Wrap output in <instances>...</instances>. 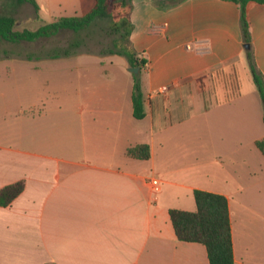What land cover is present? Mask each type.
I'll return each instance as SVG.
<instances>
[{
    "label": "crops",
    "instance_id": "1",
    "mask_svg": "<svg viewBox=\"0 0 264 264\" xmlns=\"http://www.w3.org/2000/svg\"><path fill=\"white\" fill-rule=\"evenodd\" d=\"M35 1L34 16L53 23L85 16L96 0ZM247 20L249 44L234 2L132 0L130 48L146 62L143 120L134 117L133 91L124 106L113 92H84V107L44 116L33 108L37 101L28 113L13 111L18 92L0 90V190L25 183L10 206L0 207V264H210L205 246L178 240L169 214L194 212L189 193L204 190L178 181L182 172L160 171L157 158L167 153L166 134L185 124L187 99L199 96L204 112L223 117L230 131L250 129L239 72L250 52L264 80V4L250 2ZM13 71L6 68L8 77ZM217 71L236 75L237 98L226 100L221 80L210 81ZM137 145L150 147L149 160L127 156ZM228 154L225 161L234 150ZM257 171L242 190L212 192L228 200L235 264H264V172ZM157 177L162 196L150 185Z\"/></svg>",
    "mask_w": 264,
    "mask_h": 264
},
{
    "label": "rangeland",
    "instance_id": "2",
    "mask_svg": "<svg viewBox=\"0 0 264 264\" xmlns=\"http://www.w3.org/2000/svg\"><path fill=\"white\" fill-rule=\"evenodd\" d=\"M119 1L109 0L110 7L114 8L112 18L97 20L85 31L75 33L64 30L52 38L33 43L0 42V90L19 94L17 100L12 99L13 111L21 108L27 112L29 105L36 101L38 105L33 107L34 110L42 111L44 116L51 113L52 109L77 110L85 106L83 93L93 90L113 92L120 105H125L126 100L131 98L134 76L137 74L129 71L130 66L126 67L129 69L124 67V59L127 58L117 53L116 46L122 47L126 43L115 30V24L126 20L124 16L118 18L121 10L115 6H118ZM125 6L127 8L129 4ZM34 14L35 9L31 4L18 5L16 0H0V16L13 17L17 31H35L43 23L52 22L44 14L45 21L41 22ZM71 44L69 56L47 57L62 53ZM28 56H32V59L23 60ZM10 67L14 71L8 77L6 68ZM240 69L242 102L245 111L247 107L250 109V129L238 127L230 131L225 127L223 117L204 112L199 96L184 100L187 120L178 130L166 134L169 140L167 153L157 158L160 171L182 172L183 175L179 173L182 179H177L181 183L208 192L227 193L237 192L253 184L256 180L250 178V172H264V156L254 142L264 137V104L253 81L250 64ZM209 95L211 92L207 93ZM236 118V122L241 121L239 115ZM246 142L250 143L249 151ZM233 150L232 160L225 161L230 156L229 151ZM216 157L223 158L222 165L216 163ZM157 178L162 180L161 177ZM162 194L157 193L158 196ZM183 196L185 198V194ZM184 202L186 200L177 205L185 207ZM189 202L195 212V199L190 193Z\"/></svg>",
    "mask_w": 264,
    "mask_h": 264
},
{
    "label": "trees",
    "instance_id": "3",
    "mask_svg": "<svg viewBox=\"0 0 264 264\" xmlns=\"http://www.w3.org/2000/svg\"><path fill=\"white\" fill-rule=\"evenodd\" d=\"M234 2L240 6L241 10V26L246 44L250 42L249 24L247 20V6L250 2L264 4V0H223ZM18 5L24 3L31 4L35 11H39V7L35 0H16ZM131 2L120 0L118 6L121 10L119 16H124L125 21L115 24L116 32L121 34V38L126 42L122 47L117 48L120 56H126L131 68H139L140 72L134 76V87L132 94L133 114L137 120H143L145 114V101L142 92V70L145 67V60L137 56L131 50L129 37L132 26L129 24V11ZM126 4L129 6L126 8ZM115 8V10H116ZM128 10V11H125ZM114 8L110 7L109 0H96L93 9L83 17H61L55 22L40 26L37 30L31 31L24 29L22 31L15 30L16 21L11 16H0V42L11 44L33 43L40 39H48L58 35L61 31L70 30L79 33L87 30L91 25L102 19L113 17ZM70 48L62 53L55 55H47L48 58H58L60 56H69ZM27 59H32L28 56ZM248 61L254 83L260 93L264 104V80L257 72L252 54L248 52ZM217 79L224 84L227 95L226 100L230 101L239 96V82L235 74H226L217 71L211 74L210 81L216 86ZM207 96V95H206ZM210 98H205L208 105ZM256 147L264 156V139L255 143ZM127 156L137 160H149L151 157L150 147L148 145H137L127 150ZM25 189L24 181L4 187L0 190V207H8L18 198ZM194 199L196 203V211L188 212L177 209L170 210V219L179 241L185 243H197L206 247L210 264H235L234 248L231 232V222L228 200L225 196L202 190L194 191Z\"/></svg>",
    "mask_w": 264,
    "mask_h": 264
},
{
    "label": "built area",
    "instance_id": "4",
    "mask_svg": "<svg viewBox=\"0 0 264 264\" xmlns=\"http://www.w3.org/2000/svg\"><path fill=\"white\" fill-rule=\"evenodd\" d=\"M161 181L157 178L150 180V185L154 193H159L161 191Z\"/></svg>",
    "mask_w": 264,
    "mask_h": 264
},
{
    "label": "water",
    "instance_id": "5",
    "mask_svg": "<svg viewBox=\"0 0 264 264\" xmlns=\"http://www.w3.org/2000/svg\"><path fill=\"white\" fill-rule=\"evenodd\" d=\"M249 45H246V48L249 49ZM139 68H130L129 71L132 72L133 74H138L139 73Z\"/></svg>",
    "mask_w": 264,
    "mask_h": 264
}]
</instances>
